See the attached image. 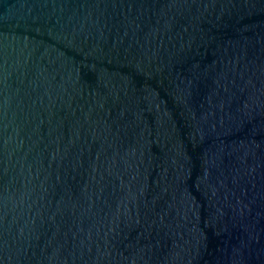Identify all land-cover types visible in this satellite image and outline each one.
Masks as SVG:
<instances>
[{
	"label": "water",
	"instance_id": "water-1",
	"mask_svg": "<svg viewBox=\"0 0 264 264\" xmlns=\"http://www.w3.org/2000/svg\"><path fill=\"white\" fill-rule=\"evenodd\" d=\"M0 264H264V0H0Z\"/></svg>",
	"mask_w": 264,
	"mask_h": 264
}]
</instances>
